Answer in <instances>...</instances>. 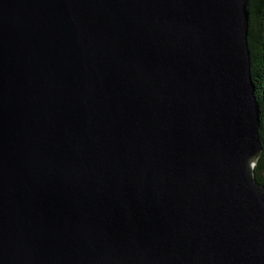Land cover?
Segmentation results:
<instances>
[{"label":"water","instance_id":"1","mask_svg":"<svg viewBox=\"0 0 264 264\" xmlns=\"http://www.w3.org/2000/svg\"><path fill=\"white\" fill-rule=\"evenodd\" d=\"M250 0H0V264H264Z\"/></svg>","mask_w":264,"mask_h":264},{"label":"trees","instance_id":"2","mask_svg":"<svg viewBox=\"0 0 264 264\" xmlns=\"http://www.w3.org/2000/svg\"><path fill=\"white\" fill-rule=\"evenodd\" d=\"M249 48L255 95L260 106L259 134L262 144L260 158L255 166L258 181L264 185V0H250Z\"/></svg>","mask_w":264,"mask_h":264}]
</instances>
